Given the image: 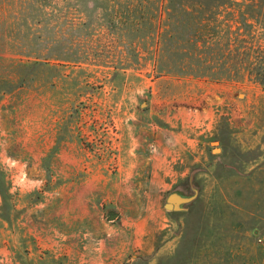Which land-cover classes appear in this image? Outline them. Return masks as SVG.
I'll list each match as a JSON object with an SVG mask.
<instances>
[{"label":"rangeland","instance_id":"374dc122","mask_svg":"<svg viewBox=\"0 0 264 264\" xmlns=\"http://www.w3.org/2000/svg\"><path fill=\"white\" fill-rule=\"evenodd\" d=\"M0 264H264V0H0Z\"/></svg>","mask_w":264,"mask_h":264},{"label":"water","instance_id":"95a60500","mask_svg":"<svg viewBox=\"0 0 264 264\" xmlns=\"http://www.w3.org/2000/svg\"><path fill=\"white\" fill-rule=\"evenodd\" d=\"M116 216H117V215H116L115 213H113V214H111V215L109 216V219H114Z\"/></svg>","mask_w":264,"mask_h":264},{"label":"trees","instance_id":"16d2710c","mask_svg":"<svg viewBox=\"0 0 264 264\" xmlns=\"http://www.w3.org/2000/svg\"><path fill=\"white\" fill-rule=\"evenodd\" d=\"M202 77H204L205 79H207L208 75H202Z\"/></svg>","mask_w":264,"mask_h":264}]
</instances>
